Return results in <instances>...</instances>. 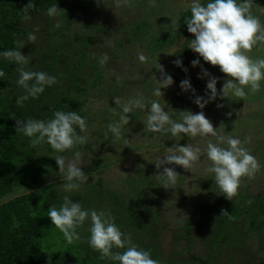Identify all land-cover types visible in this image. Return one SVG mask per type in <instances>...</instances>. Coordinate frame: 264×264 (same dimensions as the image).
Instances as JSON below:
<instances>
[{"label":"rangeland","instance_id":"374dc122","mask_svg":"<svg viewBox=\"0 0 264 264\" xmlns=\"http://www.w3.org/2000/svg\"><path fill=\"white\" fill-rule=\"evenodd\" d=\"M247 3L251 12L264 22V0ZM144 4L136 0H94L88 18L77 17L68 26L62 22V11L57 19L63 26L58 28L53 18L43 14L32 15L21 24L24 32L19 43L25 44L21 52L31 58L29 68L48 72L56 77L57 83L38 99L18 104L17 98L24 93L16 84L15 65L13 85L0 94V109L11 105L21 120L48 119L56 110L77 111L87 121V143L64 155L71 158L73 151H80L82 171L88 179L79 190L66 193L63 187L66 181L58 173L50 146L32 145L29 138L17 132L20 150L28 159L37 160L41 179L31 187L15 188L3 201L41 189L44 197L38 210L46 213L52 204L58 207L63 196L70 195L84 208L109 212L120 229L130 234L132 243L149 251L159 264H264V205L262 209L254 207L257 202H264V168L253 177H243L238 193L229 201L220 195L213 175L206 171L209 166L206 154L202 153L201 159L187 170L165 165L175 167L180 175L170 193L175 198L170 199L166 197L170 189L160 186L157 175L163 167H155L157 159L172 144H191L203 149L206 141L183 133L173 137L170 133L146 131L147 108L133 107L121 139H115L107 129L109 122L118 120L116 113L124 103L134 105L141 100L150 104L157 100L173 119H179L182 111L193 114L203 111L213 127L218 128V136L239 138L264 164V83L259 92L249 91L244 98L221 93L224 74L202 58L200 65L193 67L191 62L198 54L189 49L186 55L183 50L194 36L187 29L175 28L179 16L189 10L191 0H156L155 4L146 0ZM139 22L146 23L145 31L133 35ZM34 30L37 40L28 44L27 35ZM165 33H169L168 38ZM86 38L90 41L86 42ZM156 39L164 44L157 49ZM138 52L147 57L145 62L137 59ZM103 53H107L109 60L101 66L98 60ZM247 54L253 59L264 58V47H255ZM178 59L186 62L187 77L183 80L188 79L195 92H185L179 87L176 79L179 67L175 64ZM158 64L173 78V84L162 89L160 97L153 94L161 87L157 83L161 79ZM202 69L217 77L218 82L216 99L200 109L194 103L195 97L208 95V77H203ZM243 195L245 204L239 200ZM175 206L179 208L178 214L171 212ZM235 210L240 214L236 216ZM89 226L85 222L77 230L80 239L71 243L73 250L80 258L88 255L100 258L88 244ZM55 234L69 245L57 229ZM101 260L114 264L108 259Z\"/></svg>","mask_w":264,"mask_h":264},{"label":"clouds","instance_id":"9594fccd","mask_svg":"<svg viewBox=\"0 0 264 264\" xmlns=\"http://www.w3.org/2000/svg\"><path fill=\"white\" fill-rule=\"evenodd\" d=\"M155 2L156 0H150L152 4ZM27 7L34 5L28 3ZM189 10L190 16L185 17L184 24L194 39L188 40V49L198 54V58L191 62L192 66L200 65L202 58L205 63L218 67L225 76L221 93H231L235 97L244 98L249 91L259 92L264 83V58L253 59L247 53L255 47H264V22L251 12L247 0H191ZM60 12L56 3L46 12L47 16L54 19L57 28L60 27V21L57 19ZM24 19L29 20L31 17L25 15ZM35 31L37 30L28 33V44L36 42ZM24 46L25 44L20 42L18 47L0 51V59L16 65V84L24 93L17 98L18 104L30 98L38 99L47 88L57 83L56 77L48 72L29 68L31 58L21 52ZM137 59L143 63L147 57L143 52H138ZM108 60L107 53H103L98 62L103 66ZM175 64L182 67V61L179 59ZM158 70L161 79H155L161 87L156 88L153 94L160 97L163 96L162 89L173 84V78L165 73L159 64ZM202 73L203 77H208V95L207 98L195 97L194 103L200 109L216 99L218 82V78L211 76L206 69H202ZM4 76V71L0 70V78ZM179 87L185 92H195L188 79L182 80ZM133 107L148 109L145 122V130L148 132L170 133L173 137L183 133L206 141L203 149L191 144H172L167 147L166 154L155 163L157 169L163 167V171L157 176L161 181L160 186L165 189H172V185L177 183L180 176L175 167L165 165L180 166L187 170L193 162L201 159L202 153L206 154L209 161L206 171L213 175L217 191L229 201L238 193L243 177H253L258 170L264 168V164L249 152L239 138L230 135L218 136V128L213 127L203 111L195 114L182 111L179 119H173L157 100L151 101L150 104L137 100L134 105H121L120 112L116 113L118 120L107 125L108 131L115 139L122 138V129L129 124L128 114L133 111ZM113 111L115 113V109ZM87 128L86 119L77 111L56 110L48 119L16 120V132L29 138L32 145L45 143L53 150L58 173L66 181L63 185L66 193L79 190L88 179L87 174L82 171V153L73 151L71 158L64 155L74 150L77 145L87 143ZM209 137H216L215 142ZM3 202L5 201L0 200V203ZM46 213L51 226H54L69 244L80 239L77 230L88 222V244L100 254L101 259H108L114 264H159L149 251L132 243L130 234H125L107 211L84 208L81 203L73 201L71 196L66 194L58 207L52 204Z\"/></svg>","mask_w":264,"mask_h":264},{"label":"trees","instance_id":"16d2710c","mask_svg":"<svg viewBox=\"0 0 264 264\" xmlns=\"http://www.w3.org/2000/svg\"><path fill=\"white\" fill-rule=\"evenodd\" d=\"M92 1L94 0H0V51L19 46V39L24 32L21 24L26 21L25 15L43 14L50 18L46 15L47 9L56 3L63 12L62 22L68 26L73 24L77 17L88 18L87 13ZM136 1H142L144 4L146 0ZM28 3L34 7H27ZM187 16H190V10L179 16L175 23L176 30L187 29V25L184 24ZM145 26V22L136 24L133 35L143 31ZM49 28L47 27V30ZM97 28H95L96 32H98ZM164 35L166 38L169 37V33ZM89 41L86 38V42ZM170 42L171 40L165 45ZM160 45H164L163 42L156 39L154 44L156 49ZM183 51L186 55L189 53L188 45ZM185 64V61L182 62V67L177 70L176 79L179 82L187 77ZM14 67L15 63L0 59V70L5 73V76L0 78V94L13 85ZM96 80L94 85L97 84ZM18 118L11 105L9 108L0 109V200L2 201L15 188H28L39 183L42 174L41 170L36 168L37 160L28 159L27 154L19 148L16 132ZM170 193H172L171 189L166 193L167 198H170ZM43 197L44 191L35 189L0 203V264H108L96 255L80 258L73 250V244L66 245L62 239L56 237V234L54 236L56 228L51 226L47 213L38 210ZM242 197V200L241 197L239 199L241 204L246 201L245 195ZM257 203L254 207L262 209L264 202ZM171 212L178 214L179 208L175 206V210ZM235 212L236 216L240 214L238 210ZM186 224L189 226L190 221Z\"/></svg>","mask_w":264,"mask_h":264},{"label":"flooded vegetation","instance_id":"af4514ba","mask_svg":"<svg viewBox=\"0 0 264 264\" xmlns=\"http://www.w3.org/2000/svg\"><path fill=\"white\" fill-rule=\"evenodd\" d=\"M174 198H175L174 196L170 195V199H174Z\"/></svg>","mask_w":264,"mask_h":264}]
</instances>
